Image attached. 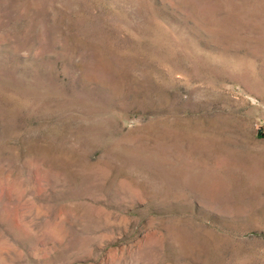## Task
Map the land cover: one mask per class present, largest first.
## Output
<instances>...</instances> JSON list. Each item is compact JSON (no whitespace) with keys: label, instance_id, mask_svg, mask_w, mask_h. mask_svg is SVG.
<instances>
[{"label":"rangeland","instance_id":"rangeland-1","mask_svg":"<svg viewBox=\"0 0 264 264\" xmlns=\"http://www.w3.org/2000/svg\"><path fill=\"white\" fill-rule=\"evenodd\" d=\"M0 264H264V0H0Z\"/></svg>","mask_w":264,"mask_h":264}]
</instances>
